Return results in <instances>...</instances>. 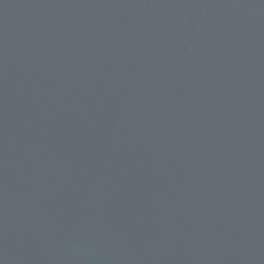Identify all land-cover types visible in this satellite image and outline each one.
I'll use <instances>...</instances> for the list:
<instances>
[{"label":"water","instance_id":"1","mask_svg":"<svg viewBox=\"0 0 264 264\" xmlns=\"http://www.w3.org/2000/svg\"><path fill=\"white\" fill-rule=\"evenodd\" d=\"M0 264H264V0H0Z\"/></svg>","mask_w":264,"mask_h":264}]
</instances>
